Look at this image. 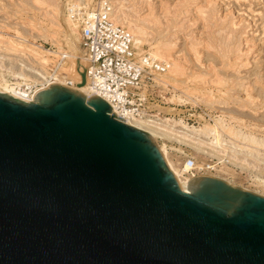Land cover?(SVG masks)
<instances>
[{"label": "water", "instance_id": "1", "mask_svg": "<svg viewBox=\"0 0 264 264\" xmlns=\"http://www.w3.org/2000/svg\"><path fill=\"white\" fill-rule=\"evenodd\" d=\"M0 264H264V195L209 174L183 189L99 95L0 92Z\"/></svg>", "mask_w": 264, "mask_h": 264}, {"label": "rangeland", "instance_id": "2", "mask_svg": "<svg viewBox=\"0 0 264 264\" xmlns=\"http://www.w3.org/2000/svg\"><path fill=\"white\" fill-rule=\"evenodd\" d=\"M35 1L0 0V79L7 78L12 85L21 83V88L30 85L31 90L48 80H54L57 67L59 68L63 61L60 51L70 52V47L76 44L78 52L83 49L81 32L77 35L71 34L66 26L68 15L65 0H53L51 8ZM76 1L88 7L95 0ZM108 1L110 6L115 4L119 8L124 4L128 9H132L135 0ZM137 1L139 5L142 3L138 12H141V15L146 14V0ZM151 2L154 7L152 13L163 23L156 29L150 24L156 31L154 39L168 43L171 56L182 59L183 66L181 74L161 75L168 83L169 89L167 93L162 94L163 102L155 106L159 111L158 116L182 119L189 126L213 125V119H221L231 132L229 135H223L224 142L227 145L231 142L242 145L243 152L234 156L203 152L185 140L169 134L156 136L155 141L158 144L165 143L168 157L179 170L182 179L188 177L182 165L187 155L193 157L201 169L203 162L207 163L208 167L212 166L211 170L203 171L205 174L221 177L232 185L264 195V187L259 182L264 179V0ZM202 8L209 9L203 13L205 18L200 14L201 11L198 12ZM50 15L53 18L49 20ZM57 23L61 28H58ZM235 23L239 25L235 26ZM10 40L26 46L41 44L44 50L51 52L46 53L45 58L48 61L42 68L38 60L19 55L18 50L9 45ZM209 41L213 46L222 45L223 49L233 47L247 51L250 48L248 65L238 69L227 66V60L221 57V52L206 48ZM143 48L146 50L149 46L144 44ZM234 55H228V60H235ZM245 57L247 54L244 59ZM29 68L39 69L42 75L35 74ZM19 72L31 81L26 84ZM215 77H219L218 85L210 82ZM189 91L193 92L190 97L186 94ZM237 134H241L243 138H235ZM248 146H255L252 158L246 157Z\"/></svg>", "mask_w": 264, "mask_h": 264}, {"label": "bare ground", "instance_id": "3", "mask_svg": "<svg viewBox=\"0 0 264 264\" xmlns=\"http://www.w3.org/2000/svg\"><path fill=\"white\" fill-rule=\"evenodd\" d=\"M35 2L36 3L38 2L39 4H45L46 7L51 8V6L53 5V4L51 5V3L54 1L53 0H36ZM146 4H147L148 12L144 15H141V12H138L141 8L142 3L139 5L137 0H135L133 2L134 6L132 9H128L127 7L124 6V4L120 5V7L117 8V5L114 4L110 7V17H111L113 22H115L116 24L122 25L123 27H125L129 31V33L131 35V45L134 48L136 54L148 52L151 56L156 58V60L160 61L161 63H163L166 66V68H165L166 70L164 72H155L153 75L154 76L153 78L157 82H161L165 85H168V83L165 82V80L163 79V77H161V75L164 74V76H166L167 74H173L174 75V74H178V73H180V74L183 73V69H182L183 66L181 65L182 59H175L173 56H171L172 54H170L171 50L169 51L170 46L168 45V43H163L160 40L154 39V32H156L154 30L156 28L160 27V24L162 22L159 20V18L154 16V14L152 13L154 10V7L152 6L151 0H146ZM64 5H65L67 15H68L66 18L67 19L66 26L70 30L71 34H75V35L80 34L78 19L76 17H73L70 10H71V8L81 9L82 7L83 8H86V7L83 4L80 5L76 0H65ZM54 10H56V9L54 8ZM57 10H59V8ZM206 10H209V9L206 8ZM206 10L205 9L203 10V8H202V9H199L198 12L201 11L200 14L203 15V13ZM200 17H201V15H200ZM48 18L50 20L51 18H53V16L50 15V16H48ZM203 18H205L204 15H203ZM54 19L56 21L55 16H54ZM150 24L154 25L155 29H152V27H150ZM238 25H239V23L238 24L235 23V26H238ZM51 27H54V25H51ZM55 28H57V27H55ZM58 28H61V26H59V24H58ZM57 31H58V29H57ZM81 38H82V36H81ZM8 42H9V45L11 47H14V48H16V50H18L17 53L19 55L26 56V57H32L35 60H38V64H41L42 68H43V65L48 61V59L45 58L46 53L47 54L51 53V52H47L46 50H44V48L41 44H38V45H36V44L35 45H33V44L28 45L27 44V46H26V45L17 43L13 40H10ZM171 42L172 41H170V43ZM144 44L145 45L147 44L149 46V48L145 50L143 48ZM76 45H72L70 47L71 48L70 52H64V51H60L58 49L60 51L59 53H60L63 61H62V63H60V64H62L61 66H60V64L58 65L60 67L59 68L57 67L58 70L56 69L57 70L56 74L54 73L55 78L53 81L48 80L46 83L42 84L41 86L35 87L34 90H31L29 87L30 85H28L27 88H21L20 87L21 83L20 84L15 83L14 85H12V83L7 78L3 77L0 79V92L8 94V95H10L16 99L27 102V101L33 100L34 94L38 90L43 89L50 84L58 83V84L66 85L68 81H72L73 82V88H77L79 91L84 92L88 95H98L93 90L91 78H89L87 75H86L85 83L81 86H77V83L80 81V78H81L80 72L84 71V70L86 72L88 63H87V60L85 59V55L83 52L84 49H82V52H80V51L78 52L77 51L78 46L76 47ZM206 46H205L206 48H208V47L213 48L217 52H221V54H222L221 57L223 59L227 60V63H228L227 66L232 67L234 69H236V68L238 69L240 66H246L249 63L248 51H250V48H248L247 51L243 50L244 52L240 48L234 49L233 47H229V48L223 49L222 45L220 47H217V45L213 46V44L210 43V41L208 43H206ZM215 47H216V49H215ZM59 48L61 49V47H59ZM68 50H69V48H68ZM232 53L235 54L234 55L235 58L233 57L235 60H233V61L231 59L228 60L229 59L228 55H230ZM246 54H247V57H245V59H244V56H246ZM56 64H58V63H56ZM54 66H55V64H54ZM51 69H54V68H51ZM20 70L22 71V68ZM29 70H31L35 74L42 75L40 73L39 69L29 68ZM46 72L49 73L47 70H46ZM19 76L25 81L26 84H28V82L31 81L29 78L24 77L21 73L19 74ZM219 81H220L219 77L218 78L215 77L210 82H213V84L218 85ZM192 93H193L192 91H189L186 94L188 97H190V95H192ZM112 111H114V110H112ZM213 121H214L213 125H210V124H201L200 125L199 124L197 126H193V125L189 126V125L185 124L182 121V119L175 120L172 118H167L166 116L165 117L159 116L158 118H154L152 120H147V119H143V118H133V119L129 118L126 120V123L147 132L151 136L153 141L158 146L160 152L162 153L168 167L170 168V170L173 172L176 179L178 180L180 186L183 189H187V184H188L189 179L193 176H196L198 174V171H200L201 167L198 166L199 164L196 161L194 163L195 165H193V166H189L188 164H186L185 161H183L182 162L183 171H185V173L188 174V177L184 178V179L180 178L181 174H180L179 170L174 166V164L171 162V160L168 157L167 148H166L165 143L158 144L155 141V137L156 136L159 137L160 135L166 136L167 134H169V135L173 136L174 138H178L180 140H185L186 142L190 143L191 145L198 147V149L202 150L203 152L216 153L217 155L234 156V154L242 153L243 152V147H241L242 145L238 146V144L236 145L234 142H231V143H229V145H227V143L224 142L225 139H223V135H225V136L227 134L229 135V133H231V132L226 127L223 120L213 119ZM235 133H238V132H235ZM235 136H236L235 138H239V139L243 138V136L241 134H237ZM161 138H164V137H161ZM254 148H255V146H254ZM254 148H250V147L247 148L246 157L252 158V154L254 153V151H253ZM246 160H248V159H246ZM202 164L205 166L207 165V163H205V162H203ZM200 174H205V172H202ZM259 182L264 187V179H260Z\"/></svg>", "mask_w": 264, "mask_h": 264}, {"label": "built area", "instance_id": "4", "mask_svg": "<svg viewBox=\"0 0 264 264\" xmlns=\"http://www.w3.org/2000/svg\"><path fill=\"white\" fill-rule=\"evenodd\" d=\"M110 7L108 0H95L86 8L70 10L79 23L88 63L86 75L92 80L93 90L124 122L129 118H158L155 106L163 102L169 85L157 82L153 75L164 72L166 66L148 52L136 54L129 31L112 21ZM66 85L73 87V82ZM185 162L195 165L189 156ZM211 169L204 165L198 174Z\"/></svg>", "mask_w": 264, "mask_h": 264}]
</instances>
